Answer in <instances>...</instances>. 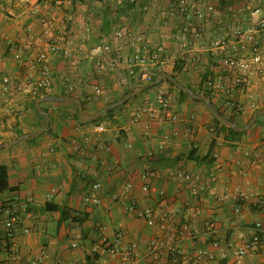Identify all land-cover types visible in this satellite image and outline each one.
I'll use <instances>...</instances> for the list:
<instances>
[{
    "label": "crops",
    "instance_id": "obj_1",
    "mask_svg": "<svg viewBox=\"0 0 264 264\" xmlns=\"http://www.w3.org/2000/svg\"><path fill=\"white\" fill-rule=\"evenodd\" d=\"M62 1L57 8L50 0H32V6L40 9L34 16L18 0L2 2L0 78L26 75L40 48L42 19L52 10L53 33L69 37L73 59L50 57L49 95L69 94L82 102L92 96L94 86H100L101 96L86 101L84 113L90 116L128 89L143 90L118 107L111 120L96 125H80L74 103L42 102L40 114L35 102L38 116L27 91L17 99L0 97V162L7 166L12 189L0 191V209L11 206L18 217V225L7 229L0 213V264H33L41 256V264H126L121 250L132 245L136 264H150L147 255L154 243L173 244L189 256L192 249L210 248L215 241L220 247L210 248L215 260L209 264H264V229L256 252L243 258L235 253L255 235L254 225L264 224V117L240 136L231 135L215 127L205 104L180 98L179 90L174 86L177 91H173L165 82L168 80L162 79L175 75L185 88L211 90L218 111L237 126H245L257 111L264 110L260 100L264 76L253 65L246 89L231 88L238 71L222 73L223 51H209L208 45L223 34L220 20L226 23L246 17L250 7H260L264 15V3L206 0L217 14L210 21H197L202 38L186 54L174 36L188 21L166 18L171 0ZM120 31L128 35L118 36ZM139 37L149 44V54L157 46L164 48L160 63L129 68L126 60L142 51ZM239 48L248 56V49ZM143 71L152 79L157 77L156 81L142 84L139 76ZM208 78L211 87L206 85ZM218 84L220 91L214 89ZM159 92L174 99L179 122L160 124L146 115L133 123L138 109L159 113L155 101ZM227 100L238 103L239 114L227 107ZM46 117L51 120L49 129L38 138L8 146L19 134L43 129ZM97 125H105V132H92ZM188 126L194 128L193 136L186 135ZM87 133L90 139L84 143ZM106 146L108 152L103 150ZM256 152L258 162L253 158ZM176 171L203 181L214 175L216 183L196 198L188 184L170 176ZM127 183L132 185L131 192L125 191ZM94 184H100V189L94 191ZM144 186L148 192L142 191ZM237 193L247 197L240 203L239 214L235 213ZM89 196H97L101 202L86 203ZM131 204L152 210L158 222L149 226L127 213ZM184 224L189 226V235L181 231ZM104 237L109 241L121 237L120 251L109 254L102 243ZM170 260L166 253L163 264Z\"/></svg>",
    "mask_w": 264,
    "mask_h": 264
},
{
    "label": "built area",
    "instance_id": "obj_2",
    "mask_svg": "<svg viewBox=\"0 0 264 264\" xmlns=\"http://www.w3.org/2000/svg\"><path fill=\"white\" fill-rule=\"evenodd\" d=\"M5 0H0V6ZM20 4L28 7L30 16L36 15L39 12L38 6H32V0H18ZM232 0H218L219 3L227 4ZM133 2V1H131ZM264 3V0H259ZM50 3L54 7H61L63 5L62 0H50ZM217 14L216 7L206 0H171V4L167 11L168 19H182L187 20L186 23L174 36L175 42L179 45L183 53H190L192 49L197 45V40H200L203 35V29L197 27V21L206 22L210 21L211 17ZM54 11L47 19H42L43 37L39 39V51L34 59L29 63L28 71L23 78H0V97L5 99H17V97L25 93L32 96H37L41 91L49 92L51 90V76L52 70L50 67L49 59L53 57H62L68 60L73 59V53L71 49V42L69 37L65 34L53 33V20L52 16ZM167 23V21H165ZM220 26L223 34L210 42L208 45L209 51L217 52L222 50L223 57L221 59V71L224 74H229L231 70L238 71V74L231 79V88L243 91L246 89L249 81V75L253 71V65L257 66L259 74L264 76V15L260 7H250L248 9V15L246 17L237 19L231 22H224L220 20ZM128 35L127 32H121L118 36ZM141 45V50L133 57H129L126 60L129 68L132 69L134 66H144L146 63L149 65H156L160 63L164 48L157 46L149 54V44L144 41L143 38H137ZM248 49L247 54H241L240 48ZM232 48V50H231ZM106 51H109L108 46L105 47ZM16 60H20V53L15 54ZM259 58L261 60H259ZM253 59V60H252ZM254 61V62H253ZM229 76H225L228 78ZM139 81L142 84H150L152 82V76L143 71L139 76ZM207 87L212 86L211 78L207 79ZM214 89L220 91L221 85H215ZM102 89L100 86L93 87L92 96L93 98L100 97ZM260 100L264 103V96L260 97ZM156 103L159 107V113H148L146 108L138 109L135 116L132 119L133 123L139 122L142 117L148 116L149 121L157 123H178L179 117L176 112V104L174 99L165 92H159L156 96ZM227 107L230 109H236L241 111L242 108L238 103L233 100H227ZM193 119V118H192ZM106 130L105 125L94 126L92 132L104 133ZM185 133L187 136L194 135L193 127H186ZM168 138V137H166ZM89 134H85L83 142H89ZM72 144L75 148H79V145L74 140ZM105 152L109 151V147H104ZM254 161L258 162L260 155L258 152L253 154ZM149 177V175H146ZM145 176V177H146ZM179 181L185 182L189 186L190 193L193 197H198L201 193L209 191L212 186L216 183V177L211 175L207 180L200 179L197 175L185 173L183 171H176L170 175ZM100 184H94L92 188L94 191L99 190ZM132 185L127 183L125 185V191L131 192ZM143 192H148L149 188L144 186ZM222 201V199H218ZM235 200L237 205L235 207V213L241 212L242 205L240 203L245 202L247 197L243 193H237ZM85 202L93 205H97L101 202L97 196H89L85 198ZM126 211L129 214L135 215L139 219L146 221L147 225L153 226L158 221V217L155 216L150 209H139L135 204H131L126 207ZM0 213L3 216L4 224L7 229H13L18 225V217L14 212L13 207L8 205H2ZM165 219H160L164 221ZM181 231L189 235V226L187 224L182 225ZM255 235L245 241L237 250L236 256L243 258L249 254L256 252L260 244V231H263L264 224L257 222L254 225ZM121 237L118 239L109 241L107 238H103V245L107 252L111 255H115L120 251ZM220 247L219 242L215 241L211 244L210 248L218 249ZM210 248H194L189 256L185 255L183 251L176 248L173 244L154 243L151 246V250L147 257L149 258L150 264H163L164 255L167 253L171 257L170 264H209L214 262L215 256ZM166 251V252H165ZM123 262L126 264H136L134 253L135 246L132 245L126 250H121ZM44 260V256H41L33 262V264H41Z\"/></svg>",
    "mask_w": 264,
    "mask_h": 264
},
{
    "label": "water",
    "instance_id": "obj_3",
    "mask_svg": "<svg viewBox=\"0 0 264 264\" xmlns=\"http://www.w3.org/2000/svg\"><path fill=\"white\" fill-rule=\"evenodd\" d=\"M162 79H166L169 82H171L179 91L186 93L191 99L203 102L205 104L206 108L208 109L209 113L213 116V118L220 125L227 127L236 133H244V132L248 131L252 126L255 125V123L257 122L259 117H264V110L257 111L251 117V119L249 120V122L245 126L239 127L236 124H234L233 122L227 121L226 119H224L222 117V115L220 114V112L218 111V109L212 103V101L209 100L208 98L201 96V95H197L191 89L181 86L172 76L164 75ZM162 79H160L159 82H161ZM142 90L143 89H139V90H136L132 93L126 94L117 102L110 104L108 106H105L99 112H97L93 115H90V116L85 115L83 104L79 99L71 98V97H65V96H62V97H54V96L41 97L36 101L35 108L40 114H43V112L41 111V108H40V103H42V102L74 103L78 109L79 122L81 124H88V123H91V122L95 121L96 119L100 118L101 116L105 115L109 111H111L113 109H117L118 107L126 104L130 99L134 98ZM46 121H47L46 125L43 129H41V130H39L33 134H30V135L20 136L14 143L9 144L8 146L11 147V146H13V145H15L21 141H24V140L31 141V140L38 138L42 133H44L45 131H47L49 129V125L51 123V120L49 117H46Z\"/></svg>",
    "mask_w": 264,
    "mask_h": 264
},
{
    "label": "trees",
    "instance_id": "obj_4",
    "mask_svg": "<svg viewBox=\"0 0 264 264\" xmlns=\"http://www.w3.org/2000/svg\"><path fill=\"white\" fill-rule=\"evenodd\" d=\"M173 77L174 78H176V76L175 75H173ZM156 79H157V77H153V79H152V82H155L156 81ZM204 80H205V78L203 79V82H204ZM172 89H173V91H177L176 89H175V87H174V85L171 83V82H169V81H165ZM193 92H195L196 94H198V95H202V96H204V97H206V98H208L209 100H213V95H212V91L211 90H207V89H193V88H190ZM135 89H128V90H126L124 93H123V95L122 96H124V95H126V94H129V93H132L133 91H134ZM177 94L179 95V97L180 98H184V99H189V96L186 94V93H184V92H181V91H177ZM46 96H51V95H49L47 92H44V91H41V93L39 94V95H37V96H33V107H32V109H33V111L38 115V112L34 109V104H35V102H36V100H38L39 98H41V97H46ZM62 96H65V97H71L72 98V96L71 95H67V94H62ZM122 96H120V97H118V98H116L113 102H111V103H107L105 106H108V105H110V104H113L114 102H116L117 100H119ZM87 100H89V98L87 99H85V100H82V104H83V107L85 108V104H86V101ZM194 102H196V101H194ZM196 103H200V104H203L204 105V103L203 102H196ZM74 107H75V109H76V114H75V118H76V120L78 121V110H77V107H76V105L74 104ZM117 109H119V108H117ZM117 109H113V110H111V111H109L108 113H106L105 115H103V116H101L100 118H98V119H96L95 121H93V122H91V124L92 125H96V124H99L100 122H102V121H104V120H111V118H112V116H113V113L117 110ZM233 112L235 113V114H239V111L238 110H236V109H233ZM221 113V112H220ZM221 115H222V117L223 118H225L227 121H231V122H233L234 123V120L232 119V118H226V117H224L223 116V114L221 113ZM39 116V115H38ZM213 118V117H212ZM78 123L80 124V125H84V124H81L79 121H78ZM213 123H214V125H215V127L218 129H220L221 131H224V132H228V133H230L231 135H234V136H240L241 134H239V133H236V132H234V131H232L231 129H229V128H227V127H224V126H222V125H220L214 118H213ZM19 136H21V134H19ZM8 179H9V177H8V169H7V166L4 164V163H2V162H0V191H9V190H12L10 187H9V183H8Z\"/></svg>",
    "mask_w": 264,
    "mask_h": 264
}]
</instances>
